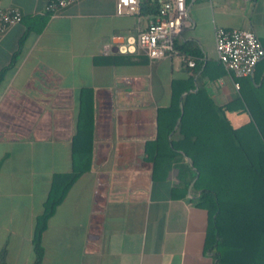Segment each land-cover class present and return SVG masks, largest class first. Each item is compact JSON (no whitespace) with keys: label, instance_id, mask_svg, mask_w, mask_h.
<instances>
[{"label":"crops","instance_id":"1","mask_svg":"<svg viewBox=\"0 0 264 264\" xmlns=\"http://www.w3.org/2000/svg\"><path fill=\"white\" fill-rule=\"evenodd\" d=\"M48 2L0 0L22 15L0 36V72L24 37L0 82V264H32L52 176L72 171V140L88 111L91 165L49 218L41 264H214L198 196L176 170L154 180L145 146L157 140L174 81L205 90L233 129L251 121L236 77L217 60L215 30L251 31L264 48V0H185L176 40L200 51L196 74L175 50L157 60L118 51L152 20L117 16V0H78L46 15ZM239 79L264 97V57Z\"/></svg>","mask_w":264,"mask_h":264},{"label":"trees","instance_id":"2","mask_svg":"<svg viewBox=\"0 0 264 264\" xmlns=\"http://www.w3.org/2000/svg\"><path fill=\"white\" fill-rule=\"evenodd\" d=\"M157 14L152 0L139 3L137 16L154 22ZM23 40L9 66L1 70L0 82L17 63ZM174 50L193 62V74L202 69L201 53L192 43L175 40ZM239 80L235 79L249 123L233 129L199 84L193 91L191 80L183 85L174 81L170 106L157 112V140L145 146L144 160L152 164L154 180H165L170 170H176L178 180L191 185V194L198 196L196 207L208 216L204 248L212 253L214 264H264V97L249 80ZM90 113L79 118L72 140V171L52 176L36 220L32 264H41V237L49 218L91 165Z\"/></svg>","mask_w":264,"mask_h":264},{"label":"built area","instance_id":"3","mask_svg":"<svg viewBox=\"0 0 264 264\" xmlns=\"http://www.w3.org/2000/svg\"><path fill=\"white\" fill-rule=\"evenodd\" d=\"M78 0H49L46 10L64 9ZM158 14L154 22L118 47L123 53H143L151 60H157L174 52V43L186 21L185 0H152ZM251 2L252 0H239ZM141 0H117L115 14L117 16L137 15ZM22 20L16 9L0 8V36ZM215 51L218 62L225 70L236 78L249 77L264 57V49L256 35L247 30L223 29L215 30ZM193 67V62H187ZM238 88V84L235 83Z\"/></svg>","mask_w":264,"mask_h":264}]
</instances>
